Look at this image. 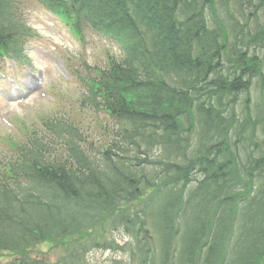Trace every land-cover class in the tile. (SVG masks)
<instances>
[{
    "label": "trees",
    "instance_id": "trees-1",
    "mask_svg": "<svg viewBox=\"0 0 264 264\" xmlns=\"http://www.w3.org/2000/svg\"><path fill=\"white\" fill-rule=\"evenodd\" d=\"M65 1L124 50L93 92L118 131L102 168L78 144L67 143L66 160L32 144L38 155L18 170L42 188L33 198L0 189V224L21 226L0 229V264H51L37 258L40 245L67 248L57 264H84L89 250L116 249L109 236L118 230L134 238L131 264H163L178 236L185 242L175 264L264 261V107L234 109L245 84L215 74L222 63L238 75L252 67L253 50L264 46V0H220L227 11L210 26L205 12L215 0L46 3ZM9 3L0 0V55L18 51L13 31L23 30ZM204 88L214 101L192 108Z\"/></svg>",
    "mask_w": 264,
    "mask_h": 264
},
{
    "label": "rangeland",
    "instance_id": "rangeland-1",
    "mask_svg": "<svg viewBox=\"0 0 264 264\" xmlns=\"http://www.w3.org/2000/svg\"><path fill=\"white\" fill-rule=\"evenodd\" d=\"M218 13L227 10V7L220 4L218 7ZM26 15L30 25L35 28L39 34L40 38L35 42L31 58L34 60V65L38 69L43 70L42 79L47 83H52L56 80L57 84L64 89L62 92L67 95L68 100L64 99L62 104L60 103L61 96L56 97L54 100L46 101L43 98L34 95L30 101L21 103H9L11 99L9 95L13 90V86L8 84V79L1 81L0 86L6 96L0 97V118L6 115L16 118L23 119L24 125L27 126L29 130L33 127L39 128L40 121L39 117L52 116L56 113L68 114L69 112L75 117L69 121L77 123L79 131L81 133L87 132L85 136L88 138V143L91 144L93 148H97L100 143H103V136L110 131L114 126L112 122L104 115L99 114L95 116L93 113H82L77 115L75 112L76 101L80 98L83 88H85L84 83L83 88L80 82L76 81L73 77V72L78 70V74L82 77V80L86 81L87 76L84 73L83 65L86 64L89 67H104L105 54H111L117 59H120L121 53L116 45L113 43L106 42L99 39L93 33H86L85 43L80 44L74 38H72L63 26H61L54 18L47 16L39 7L33 6L29 8ZM262 20V19H261ZM264 47V46H263ZM256 49L255 54L258 56V62L264 64V48ZM55 55L53 57L61 58L63 61L54 59L56 61L57 67L65 73L66 79H61L56 75L51 61L48 60V56ZM8 69V66H0V71ZM34 75L37 76V69H32ZM5 77H8L10 81L16 82L20 87L35 86V79L23 77L21 79L14 78V72L7 70V73L1 72ZM8 74V75H7ZM93 74L91 75V78ZM1 78V77H0ZM14 78V79H12ZM42 82V81H41ZM28 84V85H27ZM37 84V83H36ZM45 82L42 88L48 96L54 97L57 91H53L50 87H47ZM36 88V87H34ZM47 89V91H46ZM255 88H252L250 94L251 98L256 95ZM258 91V90H257ZM15 92H18L15 89ZM63 95L61 92H58ZM5 99V100H4ZM0 136H7L11 140H16L17 142L23 141V135L20 133L19 129L15 126L9 128L0 120ZM10 150L4 142L0 141V156L9 154ZM125 256L120 253H100L96 252L89 256L87 264H112L113 260H124Z\"/></svg>",
    "mask_w": 264,
    "mask_h": 264
}]
</instances>
